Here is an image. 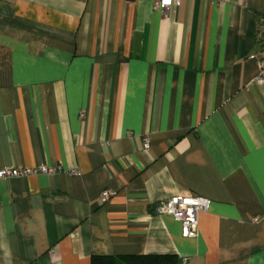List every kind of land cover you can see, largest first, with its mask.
Here are the masks:
<instances>
[{"label":"crops","instance_id":"0c3cea01","mask_svg":"<svg viewBox=\"0 0 264 264\" xmlns=\"http://www.w3.org/2000/svg\"><path fill=\"white\" fill-rule=\"evenodd\" d=\"M155 1L0 0V169L76 171L0 180V264H264V0Z\"/></svg>","mask_w":264,"mask_h":264},{"label":"built area","instance_id":"2783aa9c","mask_svg":"<svg viewBox=\"0 0 264 264\" xmlns=\"http://www.w3.org/2000/svg\"><path fill=\"white\" fill-rule=\"evenodd\" d=\"M178 0H156L153 4V8L161 12L176 7ZM258 66V75L254 82L256 84H262L264 82V59L255 58ZM144 149L149 148V139L143 138ZM66 173L69 175H75V170H62L61 167H47L40 165L32 168H2L0 169V180L9 178H25L36 175H51L55 173ZM115 195L113 191H102L100 194V200L102 203L107 202L111 197ZM210 208V201L193 195H175L169 200L165 201L156 209L158 215H169L180 223V234L182 238H196L198 227V214L207 212ZM185 261V260H184Z\"/></svg>","mask_w":264,"mask_h":264},{"label":"trees","instance_id":"16d2710c","mask_svg":"<svg viewBox=\"0 0 264 264\" xmlns=\"http://www.w3.org/2000/svg\"><path fill=\"white\" fill-rule=\"evenodd\" d=\"M91 264H178L175 255H140L125 258H113L107 256H94Z\"/></svg>","mask_w":264,"mask_h":264}]
</instances>
